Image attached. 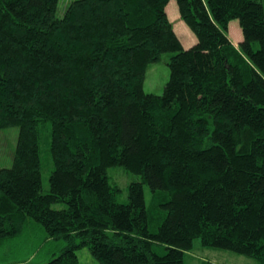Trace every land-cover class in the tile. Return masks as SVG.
Wrapping results in <instances>:
<instances>
[{
  "label": "trees",
  "instance_id": "1",
  "mask_svg": "<svg viewBox=\"0 0 264 264\" xmlns=\"http://www.w3.org/2000/svg\"><path fill=\"white\" fill-rule=\"evenodd\" d=\"M168 1L71 0L58 16V0H0V129L18 127L0 255L33 229L44 264H80L79 247L99 264H186L195 238L264 264V4L176 0L186 47ZM170 51L162 93H146ZM109 167L136 176L126 201Z\"/></svg>",
  "mask_w": 264,
  "mask_h": 264
},
{
  "label": "rangeland",
  "instance_id": "2",
  "mask_svg": "<svg viewBox=\"0 0 264 264\" xmlns=\"http://www.w3.org/2000/svg\"><path fill=\"white\" fill-rule=\"evenodd\" d=\"M58 5L56 12L58 16L63 15L68 2L71 0H58ZM264 4V0H261ZM167 14L168 17L173 21L174 28L176 29L180 40L191 41L187 39L188 37L194 36L186 24L179 18L178 9L176 7V0H169L167 4ZM173 11L176 12V16H173ZM182 30H180V26ZM230 29L227 30L228 37L236 39L238 37V32H240V27L238 26V20H231ZM188 33V34H187ZM241 34V32H240ZM230 38V39H231ZM193 41H195L193 39ZM192 41V42H193ZM232 41V40H231ZM186 45L192 44V42L187 43ZM233 43V42H232ZM237 46V43H233ZM187 47V46H186ZM173 52H164L158 61L148 64V67L145 72V79L142 85V88L146 93H154L160 95L163 90V85L169 78V66L167 61L169 60ZM18 127L7 126L0 129V168H6L12 163V159L15 153V146L17 140ZM47 137L43 136L41 142V160H42V183L43 187L46 190L49 186L48 176L52 168V159L51 154L48 148ZM109 176L110 180L118 184L121 189V192L118 196L119 201H126L127 199V185L132 180L133 177H136L132 173H127L123 168L119 167H109ZM143 189L145 190V201L147 205L150 204V189L144 184ZM55 207H64L65 204L54 203ZM43 236L36 230H25L21 240L18 238V242L14 246V251L12 250L9 253L1 254V259H4L0 264H44V262L49 258L47 256V249H45V243L42 241ZM16 239V240H17ZM4 246V245H3ZM13 247V246H12ZM16 247V251H15ZM10 250V247L7 248ZM78 260L80 264H99V261L91 255L88 249L85 247L77 248ZM185 263L186 264H256L254 259L241 255L238 253H233L227 249H220L216 247H209L199 243V239L195 238L193 240V247L185 252Z\"/></svg>",
  "mask_w": 264,
  "mask_h": 264
},
{
  "label": "crops",
  "instance_id": "3",
  "mask_svg": "<svg viewBox=\"0 0 264 264\" xmlns=\"http://www.w3.org/2000/svg\"><path fill=\"white\" fill-rule=\"evenodd\" d=\"M173 16H174V17L176 16V12H175V11H173ZM179 26H180V24H179ZM182 26H183V25L181 24V26H180V27H181L180 30H182ZM228 26H230V24H229ZM176 29H177V28H176ZM229 29H230V27H229ZM240 32H241V31H240ZM240 32H238V37H237L235 40L232 39V38L230 37L233 43L235 42V43L238 44V42L242 39V38H241V34H240ZM187 34H188V33H187ZM179 38H180V37H179ZM187 39H189V40L191 39V41L187 42L186 38H185V40H182V39H181V41H182V43H183L184 46H190L191 44L186 45L185 42H187V43L192 42L193 39H194V36H192V37H188ZM193 42H194V41H193ZM193 42H192V44H193Z\"/></svg>",
  "mask_w": 264,
  "mask_h": 264
}]
</instances>
